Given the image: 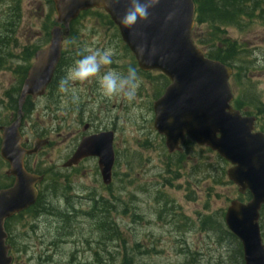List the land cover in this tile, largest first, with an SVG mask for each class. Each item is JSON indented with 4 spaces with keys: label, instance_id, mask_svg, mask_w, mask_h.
<instances>
[{
    "label": "rangeland",
    "instance_id": "rangeland-1",
    "mask_svg": "<svg viewBox=\"0 0 264 264\" xmlns=\"http://www.w3.org/2000/svg\"><path fill=\"white\" fill-rule=\"evenodd\" d=\"M50 2L0 0V37L5 46L0 50L4 59L0 124L15 114L9 93L19 79L23 50L46 45L44 31L56 17ZM73 27V38L63 45L67 65L57 83L44 96L30 99L27 110L23 109V138L31 142L40 134L50 142L34 161L55 173L51 175L54 182L49 178L41 186L40 199L55 210L54 215L31 210L11 223V242L18 248L11 253L13 264H121L114 258H134V264H222L228 258L233 260L235 245L218 240L214 232L200 231L198 222L211 216L223 223L226 207L239 195L226 178L227 166L212 152L185 145L180 154L168 159L163 139L152 128V104L164 89L159 73H137L139 87L132 103L104 98L98 77L70 82L68 92L58 91L59 81L87 49L111 48L114 52L113 63L98 75L108 70L126 74L128 67H133L131 55L103 15H83ZM198 30L201 40L208 36L205 24ZM224 30L238 49L245 51L242 60L246 63L237 61L236 77L230 80L235 97L251 90L264 105L262 19H246L240 26ZM201 47L206 50L205 44ZM262 112L259 126L264 129ZM87 123L114 132L115 162L108 188L96 176L94 160L72 172L59 170L75 146L76 133ZM177 160L181 169L172 165ZM7 169L0 160V186L5 183ZM93 200L110 207L107 218L112 230L105 228L102 213L92 209ZM66 210L70 213L64 217Z\"/></svg>",
    "mask_w": 264,
    "mask_h": 264
},
{
    "label": "water",
    "instance_id": "water-1",
    "mask_svg": "<svg viewBox=\"0 0 264 264\" xmlns=\"http://www.w3.org/2000/svg\"><path fill=\"white\" fill-rule=\"evenodd\" d=\"M56 13L49 44L35 52L18 98L17 118L0 127V157L9 165L13 185L0 190V264H11L5 244L4 222L31 205L37 198L35 184L42 179L23 168L25 155L37 153L46 143L35 140L32 149L21 147V107L27 97H41L51 83L60 60L62 41L69 36V24L83 11L103 10L117 27L121 41L142 72L158 71L169 84L153 102V130L164 138L169 153L180 149L186 137L200 147L217 153L230 167L228 180L240 194L249 193L246 203L230 202L224 213L228 231L242 246L244 264H264V243L260 236L259 212L264 206V133L254 132V118L242 116L231 106L229 85L232 69L207 58L192 39L193 0H159L148 10L147 20L128 28L121 17L129 0H52ZM112 132L83 137L64 168L95 157L102 183H111L114 154Z\"/></svg>",
    "mask_w": 264,
    "mask_h": 264
},
{
    "label": "trees",
    "instance_id": "trees-1",
    "mask_svg": "<svg viewBox=\"0 0 264 264\" xmlns=\"http://www.w3.org/2000/svg\"><path fill=\"white\" fill-rule=\"evenodd\" d=\"M193 1H194L195 8H196L194 28L192 31V37H193L195 44L200 48H203L201 46L205 44L206 50H203V51L206 57H208L209 59L215 60V61H219L222 64L231 67L233 69L232 78L234 79L236 77L235 70H238L237 61L244 63V64L246 63V62H243L242 60L243 55L245 54V51H241L238 49V45L236 44V42L231 41L226 36V32L224 29L228 26H240L244 20L252 19L253 17L262 19V23L264 25V0H193ZM90 13H96L98 15H103L101 11L90 10V11H85L81 13L79 17H82L83 15L90 14ZM103 16L108 20V18L105 15ZM75 23L76 21H74L70 25V28H71L70 37L72 38H73V33H74L73 26ZM108 23L109 25L112 26V23L110 21H108ZM53 24L54 22H51V26ZM204 24L207 26L208 36L205 39L201 40L197 33L199 32L198 28ZM44 34H45V38H44L43 44L47 43L49 39V29L48 28L45 29ZM3 43H4V38L0 37V50H1V47H5ZM41 47L42 46L40 44V45H35L29 49L23 50V59H22L23 66H20L17 71V73L19 74V79H18L17 84L11 89L9 93V97L11 99V110H15L14 111L15 114L12 115L10 121H12L16 116L19 90L25 78L26 72L30 66L33 55L35 51ZM123 48L125 51H127V48L124 45H123ZM1 54L2 53L0 51V55ZM64 59H65V56L62 53L61 60L58 63L57 69L54 73V77H53V80L49 88H52L53 85L57 83V79L59 78L60 72L67 65ZM131 59L133 60L132 66L135 68L137 73H140L139 70L136 68V63L134 59L132 57ZM3 61L4 59H2V57L0 56V68L3 67V64H2ZM243 68L245 70L246 67H243ZM0 70H2V68ZM144 75L148 76V73ZM158 78H161L163 80V82H161L163 86H166L168 84V81L164 76L159 74ZM158 95L159 94H157L156 96ZM29 101H30V98H27L25 100L22 106V109L27 110ZM233 107L239 110L243 115H256L257 112L259 114L261 113L263 114L262 110H264L261 108V107H264V105L261 104V102L256 97V94L251 92V90H246L244 94H241L240 96L236 97L233 102ZM4 124H8V122L0 124V125H4ZM261 130L264 131L262 127H261ZM190 144L191 143L187 140L186 145H190ZM169 158L171 157L169 156L168 159ZM217 158L222 165L227 166V164L223 160H221L219 157ZM175 162L176 163H173L172 165H176L177 167H179V169H181L182 168L181 162L178 160ZM36 173H38L39 175L44 174L48 177V179L50 178L51 182H54V180H52L51 178V175L54 173H51L49 168L39 169ZM221 177L222 178L224 177V168H221ZM4 180H5V183L0 186V189L7 188L8 186L11 185L12 178L4 176ZM40 199H41V195L39 196L37 203L32 207V210L36 213L44 212L49 215H54L53 211L55 209L51 207L50 205H46L45 203L42 204L40 202ZM238 199L248 200L249 195L246 194L243 197L240 196ZM93 201H94V206L92 207V209L99 210L102 213L103 218H105L104 222L107 221V225H105V228L108 227L112 230L113 224L110 223V221H108V218H107L108 213L111 212L110 207L107 206V208H104L102 201H98V200L97 201L93 200ZM21 215L22 213L16 216H13L12 218L8 219L4 225L5 231L9 235L7 244L10 245L12 251H13V248L16 250L18 248H15L13 243L11 242L12 239L9 234V228H10L11 223L16 221ZM260 216H261L260 217V227H261V232H262L261 236L264 238V207L261 208ZM198 226H199L200 231L209 230L212 233L214 232L215 234H218L217 236L218 240L225 239L224 242H228L230 244L232 243L235 245L234 250H233L235 253V258L233 260L228 258L229 260L223 261L222 264H242L241 245L234 236H232L226 229H224V225L222 221L216 222L215 220L212 219L211 216H208V217H204L200 219L198 222ZM21 251H22V248H21Z\"/></svg>",
    "mask_w": 264,
    "mask_h": 264
},
{
    "label": "clouds",
    "instance_id": "clouds-1",
    "mask_svg": "<svg viewBox=\"0 0 264 264\" xmlns=\"http://www.w3.org/2000/svg\"><path fill=\"white\" fill-rule=\"evenodd\" d=\"M128 8L121 17V24L125 27L134 26L138 20L148 18V10L159 3V0H129ZM87 54L81 56L74 66L69 68L66 77L58 84V91H69L70 82H84L98 77V84L102 96L106 99L120 98L122 101L132 103L136 99L139 87L138 75L134 67H128L126 74L113 70L98 75L103 67L113 63L114 52L111 48L87 49Z\"/></svg>",
    "mask_w": 264,
    "mask_h": 264
},
{
    "label": "flooded vegetation",
    "instance_id": "flooded-vegetation-1",
    "mask_svg": "<svg viewBox=\"0 0 264 264\" xmlns=\"http://www.w3.org/2000/svg\"><path fill=\"white\" fill-rule=\"evenodd\" d=\"M70 39V38H69ZM68 40H65L64 41V43L65 42H67ZM255 118H256V122H255V130L256 131H260V126H259V116L257 115V116H255ZM85 125H87V129L83 132L82 130H81V132H77L76 133V143H75V146H74V148L70 151V155L73 153V151H74V149H75V147H76V145H77V143L80 141V139L83 137V136H85V135H93V134H96V133H98L99 131H105V130H108V128H106V127H96L94 124H85ZM22 127H23V125L21 124V127H20V132H21V137H22V145H24V146H26V147H28L29 146V144H28V139L27 138H23V131H22ZM113 144H114V141H113ZM69 155V156H70ZM36 155H31V157L29 156V157H25V159H24V162H23V166H24V168H25V170L26 171H28V172H30V173H35L36 172V168L38 167V162L37 161H34V157H35ZM68 156V157H69ZM87 160H94L95 161V167H94V169H95V171H96V176L98 177V179H100V183H101V177H100V175H99V171H98V167H97V162H96V159H84V160H82L77 166H73V167H71V168H65V169H61L60 168V170H63V171H70V172H72V171H75V170H77L85 161H87ZM62 166V165H61ZM112 172H113V170H112ZM71 177H74V175L72 174V175H70ZM61 178L62 179H64L65 180V177L64 176H61ZM112 178H113V173H112ZM65 181H67V180H65ZM69 181V180H68ZM99 181V180H98ZM44 185V183H42V181L41 182H38L36 185H35V189L39 192V194H41V191H42V189H41V186H43ZM109 186H106V188H108ZM38 194V195H39ZM93 202V201H92ZM71 209H73V207H71ZM71 211H76L75 209H73V210H71ZM66 212L68 213V215H69V213H70V211L69 210H66ZM107 259H109V258H107ZM118 259H120L121 260V264H134V258H114V261H116V260H118ZM110 260H111V258H110ZM109 262V261H108Z\"/></svg>",
    "mask_w": 264,
    "mask_h": 264
}]
</instances>
